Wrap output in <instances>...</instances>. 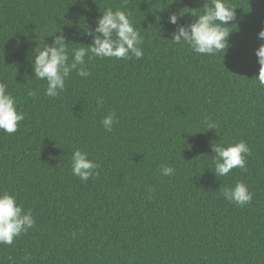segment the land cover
<instances>
[{"label":"trees","instance_id":"16d2710c","mask_svg":"<svg viewBox=\"0 0 264 264\" xmlns=\"http://www.w3.org/2000/svg\"><path fill=\"white\" fill-rule=\"evenodd\" d=\"M230 2L232 46L201 56L168 40L176 28L168 18L202 12L205 0H87L88 10L83 0H0V78L26 113L17 132L0 131V191L36 219L11 246L0 244V264H264V87L255 55L264 0ZM107 7L132 12L143 57L93 59L88 78L72 73L58 97L46 96L30 52L59 31L85 44L70 48L87 47L92 38L81 33ZM193 19L185 13L180 23ZM110 113L118 123L108 133L101 121ZM240 140L251 149L245 169L217 177L211 144ZM76 148L100 164L87 182L71 172ZM163 165L173 175L162 176ZM237 181L254 193L251 204L224 199Z\"/></svg>","mask_w":264,"mask_h":264},{"label":"clouds","instance_id":"9594fccd","mask_svg":"<svg viewBox=\"0 0 264 264\" xmlns=\"http://www.w3.org/2000/svg\"><path fill=\"white\" fill-rule=\"evenodd\" d=\"M85 10L87 9V0ZM96 2V0H93ZM236 8L230 0H205L202 12L193 14L183 11L173 12L168 22L175 25L172 38L168 39L175 45L187 46L197 55L216 56L226 53L230 44V22L236 20ZM96 18L95 27L89 26L81 35H88L92 42L87 47H69L70 44H83L70 41L63 31L56 32L44 38L42 45L30 52V63L33 77L46 81L44 94L48 97H58L66 88V82L72 73L82 78H88V62L93 59L115 58L117 60L141 59L144 55L143 47L145 37L136 26L133 14L126 8L107 7ZM185 13H191L195 19L189 23H180ZM157 23H161V17H157ZM59 33V35H57ZM53 37L51 43L47 38ZM257 39L264 41V29L258 33ZM85 45V44H83ZM259 73L256 79L259 85L264 87V43L255 50ZM225 56V55H224ZM35 90H29V96H36ZM98 107L104 104L103 97L96 98ZM26 113L18 103V98L10 90L6 80L0 78V131L6 134H14L18 131L20 123L25 120ZM118 119L115 113L106 115L102 121L103 129L111 133ZM203 124L208 129H217L218 124L205 116ZM213 155L212 169L217 177H224L235 169H245L247 158L251 155V149L246 141L228 144H211ZM71 172L82 182L99 175L97 171L100 164L91 158L90 153L80 148L73 150L70 160ZM175 168L163 165L160 174L164 177L173 175ZM225 200L239 207L251 204L254 193L243 181H237L234 186L225 188L222 192ZM36 225V219L31 208H25L18 200L16 194L4 190L0 191V244L11 246L14 240L26 234ZM75 233L72 234L75 238Z\"/></svg>","mask_w":264,"mask_h":264}]
</instances>
